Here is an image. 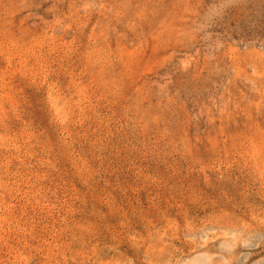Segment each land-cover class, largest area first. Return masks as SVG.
Wrapping results in <instances>:
<instances>
[{
  "label": "rangeland",
  "instance_id": "rangeland-1",
  "mask_svg": "<svg viewBox=\"0 0 264 264\" xmlns=\"http://www.w3.org/2000/svg\"><path fill=\"white\" fill-rule=\"evenodd\" d=\"M0 264H264V0H0Z\"/></svg>",
  "mask_w": 264,
  "mask_h": 264
}]
</instances>
